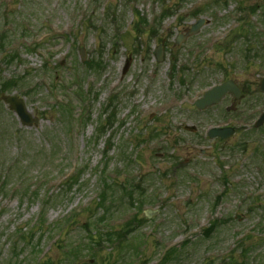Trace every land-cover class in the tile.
<instances>
[{"label": "rangeland", "instance_id": "rangeland-1", "mask_svg": "<svg viewBox=\"0 0 264 264\" xmlns=\"http://www.w3.org/2000/svg\"><path fill=\"white\" fill-rule=\"evenodd\" d=\"M263 76L264 0H0V264H264Z\"/></svg>", "mask_w": 264, "mask_h": 264}, {"label": "water", "instance_id": "water-1", "mask_svg": "<svg viewBox=\"0 0 264 264\" xmlns=\"http://www.w3.org/2000/svg\"><path fill=\"white\" fill-rule=\"evenodd\" d=\"M201 25L202 22L193 26L192 28L193 32L197 31ZM260 90L264 92V78H262L261 80ZM227 93H233L237 97L241 95L240 89L237 87V85L233 81H227L222 85L211 88L208 92L204 94V96L201 99H199L196 102V105L199 109H204L212 104L219 102L221 98L225 96ZM6 101L10 103L11 107L15 110V112L18 114L19 118L23 123L25 124L31 123L30 116L26 113L22 101L18 100L14 96L6 98ZM262 123H264V114L261 115L259 121L257 122V126L261 125ZM233 133L234 130L232 128H224V129H211L208 134L210 137L219 136L222 138H227ZM147 214L150 217L152 216L153 212L148 211Z\"/></svg>", "mask_w": 264, "mask_h": 264}, {"label": "flooded vegetation", "instance_id": "flooded-vegetation-1", "mask_svg": "<svg viewBox=\"0 0 264 264\" xmlns=\"http://www.w3.org/2000/svg\"><path fill=\"white\" fill-rule=\"evenodd\" d=\"M231 96V99H232V105H235L236 102L238 101L237 98H235L234 96L230 95ZM234 107V106H233Z\"/></svg>", "mask_w": 264, "mask_h": 264}]
</instances>
